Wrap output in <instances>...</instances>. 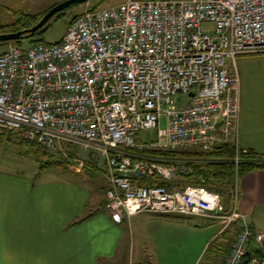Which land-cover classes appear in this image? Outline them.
Wrapping results in <instances>:
<instances>
[{"label": "built area", "instance_id": "1", "mask_svg": "<svg viewBox=\"0 0 264 264\" xmlns=\"http://www.w3.org/2000/svg\"><path fill=\"white\" fill-rule=\"evenodd\" d=\"M253 53H264V0H125L88 10L59 41L0 54V134L95 152L115 223L139 213L207 218L220 223L219 236L233 233L218 264H264V234L239 212L238 181L227 196L176 185L188 167L164 156L240 148L236 59ZM145 130L153 140L138 138Z\"/></svg>", "mask_w": 264, "mask_h": 264}, {"label": "crops", "instance_id": "2", "mask_svg": "<svg viewBox=\"0 0 264 264\" xmlns=\"http://www.w3.org/2000/svg\"><path fill=\"white\" fill-rule=\"evenodd\" d=\"M236 68L238 146L264 155V55H239ZM89 182L0 179V264H127L130 260L131 264H180L172 244L165 242L162 249L152 244L150 250L130 249L127 239L147 224L143 230L151 243L158 226L178 225L179 220L190 217L139 213L115 223L104 207L107 181H102L100 195ZM238 193L239 212L264 234V170L242 174ZM219 231L220 227L202 243L188 264H218L212 250L213 255L203 258L210 251L209 244L219 238ZM175 247L180 248V243Z\"/></svg>", "mask_w": 264, "mask_h": 264}, {"label": "rangeland", "instance_id": "3", "mask_svg": "<svg viewBox=\"0 0 264 264\" xmlns=\"http://www.w3.org/2000/svg\"><path fill=\"white\" fill-rule=\"evenodd\" d=\"M63 1L66 0H0V26L16 24L14 28L19 27L22 29L23 26L30 28L37 22L38 18H40L43 13ZM124 1L125 0H90L66 8L54 15L41 29V33L39 32L31 38L20 40L19 43H15L14 41L0 42V54L8 49L10 45L14 44L26 47L29 46L30 43L40 40L42 43H55L63 37L68 25L83 12L115 6ZM22 15H28L32 18L26 21H18ZM208 27L210 26L204 25V28ZM3 31H5V29L0 30V34H2ZM260 55H264V53H260ZM153 136L154 133L152 131L145 130L138 135V138L143 142H149L153 140ZM26 141L15 132L0 134V179H11L13 181L24 178L27 179V181H90L89 183L91 185L89 187H92V190L96 191L98 195L102 194V181H106V179L104 176L103 161L95 152L90 151L88 148L85 149L79 142L65 141L60 142V144L52 150L43 148L44 151L41 148V150H43L42 153L40 147L37 148L36 145L30 142L25 143ZM218 145L219 144L215 143L207 150L190 149L165 154L164 156L166 159L181 163L188 167L187 173L181 176V179L177 181L176 185L184 186L186 184H191L183 182V177L191 174L193 175L195 171L193 166L199 165L204 161L203 157L190 156L186 153H206ZM193 181H196V185H205L206 178L202 175L196 176ZM214 189L221 190L222 193H225L227 186L225 182H221L214 186ZM179 221L181 224H174V226H158L156 228V234L151 238V243L145 239L147 230H143V228L148 226L145 224L143 227L134 230L135 236L131 237V239L128 238L127 243L128 245L131 244L130 249L134 246L135 248H147L149 250L152 248L150 244L153 246L155 245L159 249H162L160 246L164 245L165 242L167 245L172 244L173 249H171V251H173L177 258H180V260H178L180 264H188L195 258L196 252L202 243L209 236H212L214 232L216 233L218 228H221V225L217 221H212L203 217H190L188 220ZM170 232L173 237L170 236ZM156 236H160V239ZM220 236L219 239L221 240L218 239L219 242H217L218 245H220L219 249H216L215 253L211 250L208 251L207 254L204 255L203 261L212 253L215 254L218 261L222 259L232 239L233 233L232 231L226 232L222 237ZM177 243H180V248L175 247ZM210 249H212V247H210ZM161 254L162 252L158 250L159 259L163 258ZM131 263L132 260L127 264Z\"/></svg>", "mask_w": 264, "mask_h": 264}, {"label": "trees", "instance_id": "4", "mask_svg": "<svg viewBox=\"0 0 264 264\" xmlns=\"http://www.w3.org/2000/svg\"><path fill=\"white\" fill-rule=\"evenodd\" d=\"M41 16H40V18H41ZM29 18H32V17H30L28 15H22L20 17V19H18V21L19 20L26 21V20H29ZM40 18H38V20ZM15 25L16 24L0 26V30L5 29V31H3V32L9 33V32H16L18 30H22L24 28H27L24 26L22 29L19 27L14 28ZM41 29L38 32H36L34 35H36L39 32L41 33ZM40 41H36V42H40ZM14 42L19 43V41H14ZM15 133H17V132H15ZM17 134H19L21 137H23L20 133H17ZM26 140L27 139H25V141ZM27 142H30L31 144L36 145L37 148L40 147V151L43 153L44 149L41 145L37 144L35 141L27 140L25 143H27ZM41 148L43 150H41ZM165 154H167V153H165ZM179 154H182V153H179ZM186 154L190 155V156L201 157V158L203 157L204 161H203V163H201L199 165H194L193 166L195 168L194 174L183 177L184 178L183 182L191 183L192 185H196V183H195L196 181H193L194 177L202 175L203 177L206 178L205 185H203V184L202 185L208 189L215 190L217 192H220L221 190L214 189V186L220 184L221 182H225V184L227 186V190L223 194L226 196L228 195V191H229V187H230L229 185L230 184L233 185L236 180L238 181V179L240 178V176L242 174L249 172V171L258 170V169L264 170V155L256 153L255 151H253L251 149H242V148L236 149V147L231 142L221 143L217 147H215L214 149H211L210 151H207L206 153H186ZM236 157L238 159L237 162H235ZM220 193H222V191ZM169 217H171V216H169ZM172 217H174V216H172ZM253 228L256 229L254 226H253ZM220 237H222V236H220ZM218 239L219 238H217L213 242H211L209 244L207 250H212L215 253L216 249H219V247H220V245H218V243H217V242H219ZM210 247H212V249H210ZM224 255L225 254H223L222 257H224Z\"/></svg>", "mask_w": 264, "mask_h": 264}, {"label": "water", "instance_id": "5", "mask_svg": "<svg viewBox=\"0 0 264 264\" xmlns=\"http://www.w3.org/2000/svg\"><path fill=\"white\" fill-rule=\"evenodd\" d=\"M88 1L90 0H66L54 5L48 11H46L32 27L16 32L0 34V42L20 41L31 38L57 13L71 6L79 5Z\"/></svg>", "mask_w": 264, "mask_h": 264}]
</instances>
